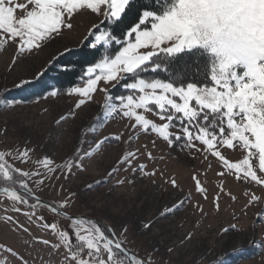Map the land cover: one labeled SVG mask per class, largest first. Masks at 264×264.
I'll return each instance as SVG.
<instances>
[{"label": "snow or ice", "instance_id": "snow-or-ice-1", "mask_svg": "<svg viewBox=\"0 0 264 264\" xmlns=\"http://www.w3.org/2000/svg\"><path fill=\"white\" fill-rule=\"evenodd\" d=\"M136 4L137 0H0V49L6 50L9 42L15 46L11 61L15 68L26 56L38 55L52 41L73 32L77 17L89 18L83 40L94 50V66L82 69L83 86L71 87L67 94L78 97L75 109H80L95 93H104V114L127 120L128 131L94 140V147L83 156L103 154L110 141H123L128 148L108 171L110 180L115 178L117 185H123L134 183L130 177L136 175L154 178L156 171L149 170L147 163L155 160L152 152L146 151L142 161L145 152L132 147L134 134H154L153 147L157 140L170 148L182 142L190 153H201L206 161L214 158L222 165L216 172L220 181L232 179L247 186L243 193L247 207L264 202V175L253 165L254 158L258 159V171L264 174V0H143L140 7ZM161 72L164 78H159ZM146 73L150 75L146 77ZM42 76L37 72L32 79ZM117 85L124 93L113 97L110 88ZM25 86L28 79L23 77L15 84L17 88ZM59 94L49 87L50 97ZM20 103L7 92L0 93V110H11ZM149 112L163 123H154L142 114ZM143 147L147 149V145ZM228 149L233 153L239 149L243 158L230 162L224 151ZM34 151L27 144L23 149L0 150V177L13 183L22 178L19 189L27 196L34 191L28 181L46 186V181L68 180L76 170H85L86 160L79 154L68 161L66 171L64 166L54 167V160L47 155L39 161L42 169L25 171L16 166L28 163ZM121 172L127 175L121 178ZM193 180L194 191L207 199L199 176L194 175ZM166 182L179 189L175 179ZM253 186H259L260 194ZM60 187L63 189V184ZM217 187L212 205L219 212L225 196L232 202L238 198L224 184ZM3 191L13 202L5 207L6 212L20 213L17 205L26 206L24 215L30 221L55 234V241H42L53 254L52 264H61V256L62 264H157L155 250L144 256L130 251L125 225L117 231L111 224L72 215L69 206L74 192L45 205L54 217L45 220L38 211L43 201H30L19 190L5 187ZM186 202L187 198L175 203L161 215L174 214ZM194 210L204 213L199 201ZM257 216L264 224V212ZM57 218L68 220L71 231L59 228ZM2 219L24 233L29 231L11 215ZM151 226L144 223L143 228L150 230ZM6 256L8 259L0 258L3 264L9 260L28 264L11 248ZM218 264H229V259H218Z\"/></svg>", "mask_w": 264, "mask_h": 264}, {"label": "rangeland", "instance_id": "rangeland-1", "mask_svg": "<svg viewBox=\"0 0 264 264\" xmlns=\"http://www.w3.org/2000/svg\"><path fill=\"white\" fill-rule=\"evenodd\" d=\"M17 2L22 3L24 0ZM90 23L89 18L77 17L73 32L52 41L38 55L26 56L15 68L11 64L16 54L15 46L9 42L5 45L6 50L0 49V93L7 92L11 99L21 101L11 110H0V150L23 149L25 144L34 149L28 163L16 164L25 171L42 169L39 161L45 155L54 160V167L64 166L65 171L68 161L74 160L77 154L86 160L85 170H76L68 180L61 177L60 180L46 181V186L28 181L29 187L34 190L32 196H27L19 189L22 178H16L13 183L0 177V189L7 187L19 190L30 201L37 198L48 204L60 202L69 191L74 192L76 196L69 206L72 215L96 220L105 226L111 224L117 231L121 225H125L128 229L126 246L130 251L144 256L155 250L157 264L161 261L162 264H214V261L218 264V259L222 258H228L229 264H264V224L258 222L257 216L264 212V202L247 207L243 194L247 186L242 187L232 179L226 183L220 181L216 172L222 165L214 158L210 157L206 161L203 154L194 150L190 153L189 149L183 148L182 142L170 148L157 140L153 147L154 134H134L132 147H139L141 152H145L140 159L146 160V151H151L155 157V160L147 163L149 170L156 171V176L149 178L136 175L130 177L134 183L117 185L116 179L110 180L107 173L127 150V144L113 140L106 145L103 154L83 156L84 151H91L94 147V140L128 131L125 127L127 120L119 115L112 117L104 114V93H95L92 100L86 101L80 109H75L78 97L68 95V91L60 92L56 97L49 96L51 85L48 78L44 79L45 74L51 77L55 75L52 73L54 69H64L58 62L68 59L71 51L82 47ZM37 72L43 73L42 78L32 79ZM22 77L28 79V86L15 87ZM77 86H83L82 80ZM123 93L124 89L120 85L110 88L113 97ZM16 96L30 99L25 101ZM142 114L154 123H163L151 112ZM144 145H147V149ZM224 151L230 162H238L243 158L239 149L235 153L230 149ZM209 163L211 168L208 167ZM253 165L259 175H264L258 171V159L254 158ZM56 174L61 175L59 171ZM125 175L123 172L120 174L121 178ZM194 175L199 176L202 186L206 188L207 199L194 191ZM171 179L177 181L179 189L172 188L166 182ZM89 184L93 185L91 189L88 188ZM218 184H224L225 189L238 198L232 202L225 196L220 200L219 212L212 205L213 193L218 191ZM253 187L256 194H260L259 186ZM186 198L187 202L179 211L161 215L168 207ZM197 201L203 206V214L194 210ZM12 203L5 193H0V258L8 259L6 251L11 248L19 252L28 264H41L42 260L43 264H52L53 254L42 241H55V234L38 222L30 221L24 215L28 211L26 206L17 205L22 209L20 213L6 212L5 207H11ZM38 211L43 213L45 220L54 218L43 205ZM8 215L18 219L29 231L24 233L5 222L2 218ZM149 222L151 229H144V223ZM57 224L59 228L71 231L72 225L68 220L57 218ZM233 224L237 226L236 229L230 227ZM224 229L229 230L225 232ZM169 249L173 251L169 252ZM60 260L62 264V256ZM0 264H3L2 260ZM9 264L16 262L9 260Z\"/></svg>", "mask_w": 264, "mask_h": 264}, {"label": "trees", "instance_id": "trees-1", "mask_svg": "<svg viewBox=\"0 0 264 264\" xmlns=\"http://www.w3.org/2000/svg\"><path fill=\"white\" fill-rule=\"evenodd\" d=\"M141 3H143V0H137L136 6L140 7ZM129 19H131V17H129ZM87 44L88 42L83 40L82 47H80L76 51H71L68 59H63L58 62V65L64 68L63 70L56 71L54 69L52 73L55 75H50L51 77H49L48 74H45L44 79L48 78L52 89L58 90L61 93L67 92L68 89H70L71 87H75L80 83L82 69L86 70L88 66L94 65V50L89 46H86ZM95 62H98V59H96ZM144 75L147 77L150 74L146 73ZM164 76L165 73L161 72L159 78H164ZM16 97L18 98L19 96ZM32 97L33 96H31V99ZM9 98L11 99V97ZM19 99H24L26 101L29 100L30 97L25 98L20 96Z\"/></svg>", "mask_w": 264, "mask_h": 264}, {"label": "water", "instance_id": "water-1", "mask_svg": "<svg viewBox=\"0 0 264 264\" xmlns=\"http://www.w3.org/2000/svg\"><path fill=\"white\" fill-rule=\"evenodd\" d=\"M0 193L2 194V193H4V191L2 190V189H0ZM33 198V197H32ZM34 199H37V198H34ZM38 200H40V199H38ZM42 201V200H41ZM44 202V201H43ZM48 203H46V202H44V204H43V206H45V205H47ZM65 215H67V214H65Z\"/></svg>", "mask_w": 264, "mask_h": 264}]
</instances>
